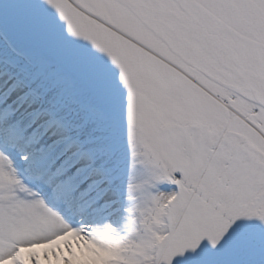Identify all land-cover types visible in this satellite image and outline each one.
Returning <instances> with one entry per match:
<instances>
[{
	"label": "snow or ice",
	"instance_id": "1",
	"mask_svg": "<svg viewBox=\"0 0 264 264\" xmlns=\"http://www.w3.org/2000/svg\"><path fill=\"white\" fill-rule=\"evenodd\" d=\"M0 264H264V0H0Z\"/></svg>",
	"mask_w": 264,
	"mask_h": 264
}]
</instances>
